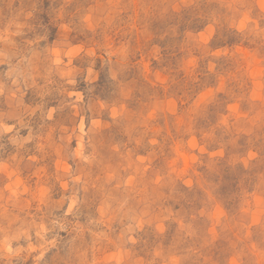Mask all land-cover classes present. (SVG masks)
I'll use <instances>...</instances> for the list:
<instances>
[{
	"label": "rangeland",
	"instance_id": "rangeland-1",
	"mask_svg": "<svg viewBox=\"0 0 264 264\" xmlns=\"http://www.w3.org/2000/svg\"><path fill=\"white\" fill-rule=\"evenodd\" d=\"M0 264H264V0H0Z\"/></svg>",
	"mask_w": 264,
	"mask_h": 264
}]
</instances>
